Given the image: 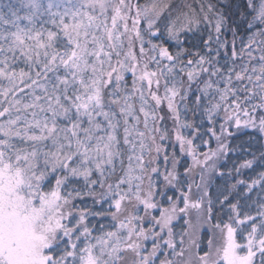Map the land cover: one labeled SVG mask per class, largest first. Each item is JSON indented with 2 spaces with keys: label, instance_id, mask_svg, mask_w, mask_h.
Returning a JSON list of instances; mask_svg holds the SVG:
<instances>
[{
  "label": "snow or ice",
  "instance_id": "obj_1",
  "mask_svg": "<svg viewBox=\"0 0 264 264\" xmlns=\"http://www.w3.org/2000/svg\"><path fill=\"white\" fill-rule=\"evenodd\" d=\"M0 264H264V0H0Z\"/></svg>",
  "mask_w": 264,
  "mask_h": 264
}]
</instances>
